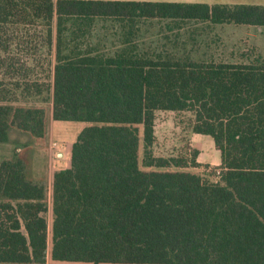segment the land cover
<instances>
[{
  "label": "trees",
  "instance_id": "16d2710c",
  "mask_svg": "<svg viewBox=\"0 0 264 264\" xmlns=\"http://www.w3.org/2000/svg\"><path fill=\"white\" fill-rule=\"evenodd\" d=\"M100 19L264 27V5L0 0V68L9 79L0 80V143L16 129L46 145L48 102L54 121L88 124L70 167L53 174L51 201L22 159L0 163V264H264V60L82 50ZM35 21L49 50L57 24L56 63L42 66V83L24 60L34 57L24 48L33 45L29 29L19 28ZM67 32L74 45L63 44ZM11 35L25 58L10 55ZM160 111L189 113L191 132L213 139L216 181L181 171L202 167L198 150L188 159L154 155Z\"/></svg>",
  "mask_w": 264,
  "mask_h": 264
},
{
  "label": "rangeland",
  "instance_id": "374dc122",
  "mask_svg": "<svg viewBox=\"0 0 264 264\" xmlns=\"http://www.w3.org/2000/svg\"><path fill=\"white\" fill-rule=\"evenodd\" d=\"M243 1L246 5H264V0ZM70 24L71 23H68L67 26ZM24 27L29 29V32H25V36L33 39V45L25 46L24 48L28 49L29 54L34 56L30 57V59L24 60H28L26 62L30 70H32V68L33 70L34 68L36 70L35 72L32 70L30 77L35 79V81L38 80L42 83L46 75L43 72L42 66L51 69L56 63L57 24L56 21H54L52 40L54 46L51 50H49L46 46L47 36L42 32V22L38 21L34 26H19V28H22L23 31H26L23 29ZM125 32H131V38H133L132 43H126ZM9 34L16 33H13V31L10 30ZM83 40L84 43L82 50L92 48L96 53L105 55H114L119 50L126 49L129 46L135 51L149 54L151 57L158 55H174L187 57L195 61L230 63L254 61L256 57H261L264 60V27L258 26L235 24L213 25L211 23L200 21L174 22L170 20H136L133 22H121L100 19L94 23ZM15 43H18V36L11 35L12 48L10 55L25 58L22 53L15 50L17 48ZM63 44L68 46L73 44L70 42V33L67 32V34L64 35ZM4 60L6 61L5 57L1 58V61ZM7 77L8 76L6 75L4 69L0 68V80H5L6 86H9V79ZM43 96L48 98L51 97V94H44ZM46 107L50 110V102L46 104ZM190 122L191 115L189 113L157 112L155 122L156 142L153 148L154 155L158 157L178 156L188 159L190 158L188 157L189 153L192 154L193 151L199 149L202 152L201 158L204 163L221 162V154L216 150L213 139L205 135H194L189 127ZM69 126H72V129L67 134L66 143L70 145L73 137V141H76L79 133L86 128L88 124L70 122ZM52 142L58 145L56 149H59L60 146L66 144H63L62 142V145H60L57 140ZM52 142L47 141L46 145L48 146L49 143L50 147L53 144ZM56 149L52 150L54 158H56ZM27 150L28 149L26 147V151ZM139 154L142 159V139ZM25 156L27 157L28 153L23 155V157ZM63 163L64 167L69 168L71 165L70 159L64 160ZM141 168L143 170L151 169L145 168L142 164ZM32 169L33 168H28V170H26V174L29 180L35 181ZM55 169L57 170V168H51V174L55 171ZM46 171V168H41L40 173L44 177L42 180H36L35 182L46 185ZM181 171H189L200 175H206L209 179L214 181H216L214 175L219 172L216 165H204L203 167L198 168L181 169ZM49 193H51L50 190H48V199L51 201Z\"/></svg>",
  "mask_w": 264,
  "mask_h": 264
},
{
  "label": "crops",
  "instance_id": "0c3cea01",
  "mask_svg": "<svg viewBox=\"0 0 264 264\" xmlns=\"http://www.w3.org/2000/svg\"><path fill=\"white\" fill-rule=\"evenodd\" d=\"M57 1V0H54ZM100 1H121V2H178V3H207L210 5L214 4H229V5H236V4H244L245 2L243 0H100ZM260 2V1H258ZM259 4V3H256ZM261 5V4H260ZM54 67L51 68L53 71ZM50 106H52L50 104ZM49 116V131H48V141H59L60 145L66 143L67 134L72 129V126H69L70 122H62V121H54L52 119V108L48 111ZM198 135V134H194ZM194 139V138H193ZM74 140V137H73ZM71 141L70 145L66 143L65 145L60 146L59 149L55 150V157L53 155L54 149H52V146L49 147L46 145H36L34 144L32 137L27 134L20 132L19 130H12L9 133V142L5 144L0 143V163L4 160H15V159H22L26 164V170L28 168L32 169V174L34 175L35 181L36 180H42L43 175L40 173L41 168H46L47 171L46 174V188H47V196H48V190H50L51 193H49V197L51 198L52 194V183H53V174L56 171L66 169L68 167H64V160L71 161V149L73 146V143L75 141ZM56 142V141H55ZM53 143V142H52ZM71 146V148H70ZM27 147V151H26ZM199 151V156L197 159V162L202 165H216V167L220 166L221 162H209L204 163L202 160V152L199 149H196ZM25 153H28V156L23 157ZM51 168H57L53 173L51 174ZM50 171H49V170ZM202 169V168H201ZM189 172V171H188ZM50 201V200H49Z\"/></svg>",
  "mask_w": 264,
  "mask_h": 264
},
{
  "label": "built area",
  "instance_id": "2783aa9c",
  "mask_svg": "<svg viewBox=\"0 0 264 264\" xmlns=\"http://www.w3.org/2000/svg\"><path fill=\"white\" fill-rule=\"evenodd\" d=\"M58 147V145L56 143L52 144V149H56Z\"/></svg>",
  "mask_w": 264,
  "mask_h": 264
}]
</instances>
